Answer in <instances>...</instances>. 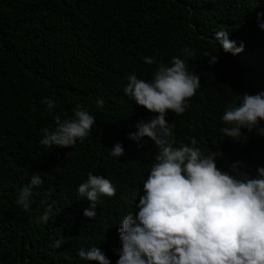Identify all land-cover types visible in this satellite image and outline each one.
Returning <instances> with one entry per match:
<instances>
[{
	"label": "trees",
	"instance_id": "16d2710c",
	"mask_svg": "<svg viewBox=\"0 0 264 264\" xmlns=\"http://www.w3.org/2000/svg\"><path fill=\"white\" fill-rule=\"evenodd\" d=\"M258 23L264 0H0V264H96L77 256L92 246L115 264L119 222L135 213L158 151L147 137L139 145L127 138L138 121L155 115L123 93L127 75L151 79L157 64L144 57L169 65L180 57L200 77L186 111L167 113L177 144L195 137L205 154L221 153L218 168L255 177L264 166V137L242 129L233 142L222 134L221 116L241 94L264 89ZM220 29L243 42L241 53L220 48L213 38ZM205 52L218 62L209 65ZM45 98L55 101L53 109ZM78 104L95 117L89 135L69 148L41 145L40 130L54 129L56 115L71 118ZM117 142L124 148L119 158L110 155ZM237 161L239 172L230 169ZM33 173L43 179L39 186L29 182ZM89 173L116 188L92 218L83 215L89 202L77 193ZM25 186L32 190L28 210L16 199ZM45 212L48 222H35Z\"/></svg>",
	"mask_w": 264,
	"mask_h": 264
},
{
	"label": "clouds",
	"instance_id": "9594fccd",
	"mask_svg": "<svg viewBox=\"0 0 264 264\" xmlns=\"http://www.w3.org/2000/svg\"><path fill=\"white\" fill-rule=\"evenodd\" d=\"M258 27L264 31V23ZM213 38L225 53L237 55L244 49L243 42L237 45L223 29L214 32ZM183 52L189 57L193 54L189 48ZM204 56L209 57V65L218 62L217 55L205 52ZM144 63L157 64L151 79L129 74L123 93L155 115L147 122L138 121L136 131L129 132L127 138L139 145L147 137L158 151L142 183L135 213L126 214L119 222L120 248L114 253L118 255L115 264H264V166L256 167L253 178L246 171L244 178H238L218 168L216 158L221 153L205 154L195 137H188L189 143L177 144L167 113L181 115L186 111L187 101L200 87V77L189 71L180 57H173L170 65L157 63L153 57H144ZM42 103L49 110L55 106L50 98ZM103 104L102 98L96 100L98 107ZM54 119V129L40 130L39 142L49 148L74 146L89 135L95 123V117L79 104L71 118L56 115ZM221 121L225 125L222 134L233 142L241 141L242 129L264 137V89L255 95L241 94L238 106L225 110ZM110 155H124L120 142L110 148ZM230 169L239 172L241 162H234ZM29 182L39 186L43 179L33 173ZM77 193L89 202L83 215L92 218L101 198L114 196L116 188L105 176L89 173ZM31 196V188L23 187L17 204L28 210ZM48 220L45 212L35 222ZM77 256L85 262L110 264L96 246L79 248Z\"/></svg>",
	"mask_w": 264,
	"mask_h": 264
}]
</instances>
